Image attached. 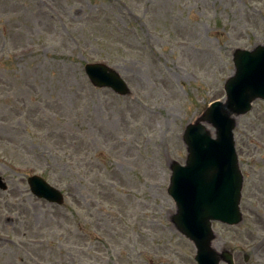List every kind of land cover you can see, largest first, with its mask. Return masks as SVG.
<instances>
[{
	"label": "rangeland",
	"instance_id": "374dc122",
	"mask_svg": "<svg viewBox=\"0 0 264 264\" xmlns=\"http://www.w3.org/2000/svg\"><path fill=\"white\" fill-rule=\"evenodd\" d=\"M261 43L264 0H0V264H195L169 221V165L224 99L233 50ZM96 62L132 95L93 88ZM234 136L242 222L214 223V246L264 264V101ZM32 175L63 206L32 196Z\"/></svg>",
	"mask_w": 264,
	"mask_h": 264
},
{
	"label": "water",
	"instance_id": "95a60500",
	"mask_svg": "<svg viewBox=\"0 0 264 264\" xmlns=\"http://www.w3.org/2000/svg\"><path fill=\"white\" fill-rule=\"evenodd\" d=\"M233 57L235 72L224 86L226 101L211 104L186 126L182 137L187 152L185 164L170 165L167 193L176 206L170 222L193 243L197 264H233L229 252L219 253L212 247L215 239L212 222L237 225L242 220L238 204L243 176L233 130L236 119L250 111L254 100H264V45H257L251 51L237 49ZM84 71L94 87L110 88L121 96L131 94L118 73L104 64H87ZM204 124L214 128V133ZM28 182L38 198L57 204L63 202L60 192L39 177ZM0 187L5 188L1 178Z\"/></svg>",
	"mask_w": 264,
	"mask_h": 264
}]
</instances>
